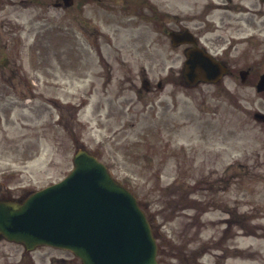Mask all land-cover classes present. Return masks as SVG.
I'll use <instances>...</instances> for the list:
<instances>
[{"label": "rangeland", "instance_id": "1", "mask_svg": "<svg viewBox=\"0 0 264 264\" xmlns=\"http://www.w3.org/2000/svg\"><path fill=\"white\" fill-rule=\"evenodd\" d=\"M9 1L0 0V198L23 199L61 180L83 148L159 228L158 264H264V124L253 120L264 96L236 78L178 85L184 58L138 40L146 28L127 29L124 6L89 0L94 40L77 6ZM145 72L168 76L162 91L144 92ZM0 264L81 262L2 240Z\"/></svg>", "mask_w": 264, "mask_h": 264}, {"label": "water", "instance_id": "2", "mask_svg": "<svg viewBox=\"0 0 264 264\" xmlns=\"http://www.w3.org/2000/svg\"><path fill=\"white\" fill-rule=\"evenodd\" d=\"M222 71L195 51L187 56L184 76L194 84L214 81ZM258 86H264V76ZM255 118L264 121L262 115ZM74 165L63 181L23 203L0 201V237L23 243L26 250L64 248L82 264H157L155 239L135 197L87 153L79 151Z\"/></svg>", "mask_w": 264, "mask_h": 264}, {"label": "flooded vegetation", "instance_id": "3", "mask_svg": "<svg viewBox=\"0 0 264 264\" xmlns=\"http://www.w3.org/2000/svg\"><path fill=\"white\" fill-rule=\"evenodd\" d=\"M85 1L78 3V16L83 28L91 32V39L96 40L100 36L99 30L95 26L92 30L87 28V7L90 4ZM104 1L94 0V3L101 8ZM106 1L112 7H125L127 29L146 28L143 35L136 36L138 40L147 38L160 45L162 51L168 45L176 53L173 57L181 59L190 49H200L226 67L225 76L242 75L247 85H255L256 76L264 73L257 62L264 57L261 36L264 33V0H119L121 3L116 4ZM92 16H100V11L93 12ZM116 20L114 18V22ZM183 34L185 36H181ZM114 53L119 58L124 56L120 50ZM96 55L101 56V52ZM178 72L180 74V68ZM145 75L146 72L139 77V84L148 93L153 88L162 87L166 79L155 83ZM126 80L133 85V78L127 77Z\"/></svg>", "mask_w": 264, "mask_h": 264}]
</instances>
